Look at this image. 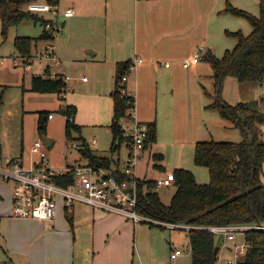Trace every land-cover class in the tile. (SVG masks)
Wrapping results in <instances>:
<instances>
[{
    "label": "rangeland",
    "instance_id": "rangeland-1",
    "mask_svg": "<svg viewBox=\"0 0 264 264\" xmlns=\"http://www.w3.org/2000/svg\"><path fill=\"white\" fill-rule=\"evenodd\" d=\"M221 1L226 7L230 5L247 10L253 15H260V0ZM73 2L60 0L59 13ZM24 7L26 8V5ZM226 7L222 10L225 13L222 37L214 39L217 46L214 53L219 57L238 43V38L229 36L227 30L249 34L253 29L245 16L225 10ZM38 14L44 18L54 17L53 12ZM59 16L60 19L68 21L72 19L63 17L61 13ZM64 29L53 39H39L44 31V22L28 17L10 26L4 35L0 19V141L6 143V152L9 151V154H20L23 147L24 155L29 154L31 145L42 139L37 127L40 110L53 111L56 118L48 120L47 132L56 143L48 149L49 165L62 169L73 163L76 158L80 164L88 161L82 155L80 147H73L71 140L67 139L66 117L62 112L66 100L61 99V95L56 92L30 90L32 74L43 72L46 75L50 69L49 72H59L72 77L68 79L65 96L68 102L75 103L78 107L76 117L81 124V133L88 140L94 137L98 139L95 149L100 153L115 159L119 156L124 158L127 153L125 146L119 151L111 152L113 135L112 129L107 127L108 119L111 124L113 118L110 106L108 103L100 107L96 104V92L102 87L98 85L90 91L82 82L83 77L90 79V82L95 79L87 62L96 59L92 54L94 51H84L79 47L84 42L83 31L74 29L76 32L70 40H64ZM18 36L33 39L29 55L22 54L18 49ZM48 44L56 45L62 62L43 59L46 58L44 50ZM23 56L30 61L24 62ZM71 57L73 61L70 60ZM13 58L19 59L17 64ZM76 75H79V81L76 80ZM211 75L212 69L207 64L198 71L191 68L177 71L174 86L167 89L169 99L160 97L159 103L164 111L161 113L160 127L157 126V141L137 162L136 173L146 174L148 179L155 180L163 174L162 168L167 172L181 167L191 170L197 181L205 184L210 181L209 170L194 160L196 142H238L243 139L239 128L223 118L217 109L208 106L213 99L207 92L214 93L215 90ZM222 98L231 104L257 101L259 109L264 112V81L261 84L255 81L242 82L236 77L227 76ZM107 101L110 102V99H105V102ZM261 129L264 139V125ZM75 133L79 131L73 130V137L80 136ZM155 153L164 156L156 159L153 156ZM3 185L6 191L12 188L9 183ZM176 189L174 183L169 187H161L158 192L168 204ZM56 199L58 216L52 223L54 225L46 226L33 218L15 215L1 217L0 264H152L166 261L171 256L172 249L177 248L182 249L183 254L172 259L174 264H192L191 244L188 229L185 227L150 225L144 218L135 222L122 214L115 215L116 213L106 210H102L104 215L96 216L93 210L97 211L98 208L84 202H76L74 213L71 214L65 211L62 196H57ZM216 239L220 240L224 248L221 249L219 263L228 264L227 260L233 256L230 248H233L235 243L242 242L244 236L238 234L235 243L226 241L222 235ZM110 242L113 247L108 249L107 247H111Z\"/></svg>",
    "mask_w": 264,
    "mask_h": 264
},
{
    "label": "trees",
    "instance_id": "trees-1",
    "mask_svg": "<svg viewBox=\"0 0 264 264\" xmlns=\"http://www.w3.org/2000/svg\"><path fill=\"white\" fill-rule=\"evenodd\" d=\"M37 0H0V19L2 31L6 35L10 26L23 19L31 17L36 21L48 20L42 15L27 10L24 6ZM53 6H58L60 0H46ZM229 10L245 16L253 26L249 34L241 31H229V36L238 38L233 49H227L222 57L213 51L205 54V59L211 63L214 93L207 92L213 102L208 106L218 110L220 115L230 120L242 132L243 139L234 141L199 140L195 144L194 160L197 164L206 166L210 181L201 184L195 174L186 168H176L175 184L177 189L170 203H165L159 192L152 190L154 180L138 181V196L136 209L149 218L150 225L165 227L167 223L188 224L189 240L192 252V264H216L214 249L221 246L220 240L210 226L243 225L255 226L258 222L264 224V139L262 129L264 112L257 101H241L236 104L226 102L222 98V89L227 76L236 77L239 81H264V0H260V15L256 16L247 10L228 6ZM39 39H53L55 35L44 28ZM32 40L28 36L17 37V47L24 55L30 54ZM132 60L118 63L116 86L112 92L113 118L111 152L119 151L125 138L120 129V119L127 114L133 99L121 93L125 87L121 80L130 71ZM67 81L63 74L51 76L34 75L31 90L36 92H56L65 100ZM2 97H0V108ZM62 112L66 115V136L71 139L73 130H80V125L74 121L76 109L65 104ZM49 111H41L38 119V131L41 136L47 134ZM157 122L148 123L147 145L157 141ZM80 150L88 159L89 164L112 168L117 160L110 156L98 155L90 148L87 140L79 136ZM154 158L161 159L163 154L155 153ZM74 177L58 179L60 183L72 182ZM245 237L250 246L238 264H264V230L245 228Z\"/></svg>",
    "mask_w": 264,
    "mask_h": 264
},
{
    "label": "crops",
    "instance_id": "crops-1",
    "mask_svg": "<svg viewBox=\"0 0 264 264\" xmlns=\"http://www.w3.org/2000/svg\"><path fill=\"white\" fill-rule=\"evenodd\" d=\"M73 1L70 6L75 7L77 13L69 17L72 18L70 21L64 20L65 35L63 38L64 40H70L76 32L74 29L83 31L84 42L79 47L84 51H92L91 49H93V56L96 59L88 60L87 62L95 79L90 82V79L84 80L82 78V82L86 84L90 91L98 85L102 87L96 92V104L98 107L108 103L110 111L113 113L111 94L116 86L118 63L128 59L132 60L133 63L138 58H142V61L136 62L133 68H130L127 74L128 78L122 84L126 86L129 92L135 95V111L139 120L147 123L155 120L157 126L159 125L160 127L161 113L164 111V108L159 103L160 97L169 99L167 89L174 86L177 71L189 68L193 71H198L205 64L212 69L211 63L205 59V54L210 50L214 52L217 49L214 39L222 37V22L223 16H225L222 10L226 5L221 0ZM200 46H203L204 49L199 62L192 64L189 68H185L182 64L183 60L192 58ZM56 53L59 57L58 60L47 57L43 59L57 63L62 62V57L57 51ZM70 60L73 61L74 59L71 57ZM166 62H169L170 65H165ZM48 71L51 70L48 69ZM56 73L59 72H51V74ZM40 74L44 75L43 72L32 74L30 90L33 76ZM76 76V80L79 81V75ZM66 81L68 85V79ZM105 99H110V102H105ZM65 100L66 103L64 104L72 105L76 109L74 121L80 125V130L75 135L84 136L81 133V124L76 117L78 113L77 105L68 102L66 96ZM49 113H53V111H49ZM49 113L48 120L56 118L55 114L49 118ZM64 116L66 117L65 114ZM107 127H110L109 119ZM78 137L72 136L71 139H67L72 141L77 140ZM84 138L94 153L108 156L95 149L98 145L97 138H93L96 139V143H93V139L88 140L85 136ZM149 148L146 149L145 153ZM23 149L24 147L20 154H9V151L6 152V143L0 141V154L3 158L22 157L25 163L29 164L31 147L29 154L26 155H24ZM73 161L79 163L77 158ZM161 171L163 172L162 175L168 172L163 168ZM136 174L141 179H148L146 174ZM3 184L6 183L0 182V219L1 217H11L13 215V188H10L7 192ZM64 207L65 211L71 214L74 213L75 205L71 209L66 208L65 204ZM93 212L96 216L104 215L105 213L102 209L93 210ZM35 220L43 222L46 226L54 223V221ZM109 245L111 246L110 248L106 247L111 249L113 243L110 242ZM222 248L220 246L219 256ZM230 249L232 250V248ZM170 258L171 256L166 261L155 263H174Z\"/></svg>",
    "mask_w": 264,
    "mask_h": 264
},
{
    "label": "built area",
    "instance_id": "built-area-1",
    "mask_svg": "<svg viewBox=\"0 0 264 264\" xmlns=\"http://www.w3.org/2000/svg\"><path fill=\"white\" fill-rule=\"evenodd\" d=\"M59 6H53L49 2L30 1L26 4V9L35 13L53 12L54 17L47 18L44 26L55 36L64 29V19H60L59 14L67 18L77 13V9L73 6L66 7L59 13ZM203 46H200L196 54L192 58L184 59L182 64L185 68H189L192 64L199 62L203 52ZM47 58L58 60V55L54 44H48L44 51ZM43 55V53H42ZM18 58H13L15 64ZM22 60L30 61L23 56ZM0 61H2L0 59ZM142 61L138 58L131 65L133 68L136 62ZM169 66L170 63L166 62ZM58 73L51 74L56 77ZM63 74V73H60ZM65 80L69 79V75H64ZM128 76L124 75L121 82L124 83ZM86 80V77H83ZM121 93L132 97V105L128 108L127 114L120 119V129L125 138L122 146H125L127 153L124 158L117 159L118 164H114L112 168L93 164L70 163L62 169L53 168L49 165L48 148L43 139L36 140L30 149V163L27 164L22 157H5L0 154V182L9 183L13 188V215L34 218L52 222L57 215V196H62L66 208H73L76 202H84L90 204L94 208L106 210L113 213H119L133 221H145L150 219L143 216L137 209L138 181L136 174V164L143 156L146 149L148 139V123L139 120L135 111V95L129 92L127 88H121ZM54 113H49V118ZM96 143V139H93ZM73 147H80L81 143L72 140ZM120 155V153H119ZM72 174L74 180L65 184L58 182V179L66 178ZM175 183V172L168 171L154 180L152 190L158 191L163 186H170ZM169 226H181L190 229L188 224H171ZM258 228L264 230V224L255 226L243 225H222L210 226L209 229L219 236H223L226 241L235 243L238 234L244 236V240L235 243L232 251L233 256L227 260L228 264L239 263L250 246L245 237V228ZM183 254L180 248L171 252V259L178 258ZM220 256H217L219 263ZM166 264V263H152ZM174 264V263H169Z\"/></svg>",
    "mask_w": 264,
    "mask_h": 264
},
{
    "label": "water",
    "instance_id": "water-1",
    "mask_svg": "<svg viewBox=\"0 0 264 264\" xmlns=\"http://www.w3.org/2000/svg\"><path fill=\"white\" fill-rule=\"evenodd\" d=\"M92 54H94V53L92 52ZM42 139H43V141L45 142L46 147H47L48 149L51 148V147L53 146L54 142H55V139H54L52 136H49L48 134L43 135V136H42ZM257 224H258V225H262L261 222H258ZM219 250H220V245H217V246L215 247V249H214V255H215V257L218 256Z\"/></svg>",
    "mask_w": 264,
    "mask_h": 264
}]
</instances>
